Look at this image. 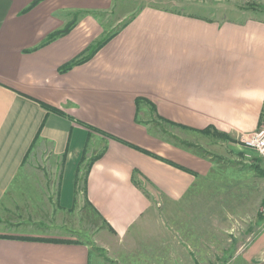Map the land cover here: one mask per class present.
<instances>
[{
	"label": "crops",
	"instance_id": "obj_1",
	"mask_svg": "<svg viewBox=\"0 0 264 264\" xmlns=\"http://www.w3.org/2000/svg\"><path fill=\"white\" fill-rule=\"evenodd\" d=\"M35 1L0 0V209L33 217L50 187L60 202L78 188L121 239L153 201L198 203L220 187L231 259L264 261V158L240 142L264 127V18L144 6L106 34L113 0ZM163 123L216 129L248 165L180 147ZM245 215L258 230L233 233ZM27 235L0 237V264H90L85 243Z\"/></svg>",
	"mask_w": 264,
	"mask_h": 264
},
{
	"label": "rangeland",
	"instance_id": "obj_2",
	"mask_svg": "<svg viewBox=\"0 0 264 264\" xmlns=\"http://www.w3.org/2000/svg\"><path fill=\"white\" fill-rule=\"evenodd\" d=\"M262 1L113 0L111 12L102 20L106 31H109L106 34H109L144 6L198 14L217 20L244 19L247 16L264 18ZM162 125L164 130L168 131V135L164 133L165 137L173 142H177V137L197 143L205 150L210 149L213 151L211 152L213 159L225 167L237 170L248 165L238 157L239 152L232 151L224 139L218 136L207 137L206 134L188 132L166 123ZM84 173L85 168L82 169L81 176ZM46 180L47 185L53 181L52 178ZM221 191L222 197L225 198L219 197ZM224 191L220 190V187H215L211 188L209 195L195 194L197 199L199 196L202 198L198 203L163 202L157 205V202L153 201L154 208L147 213L144 224L136 226L126 236L118 239L112 236L106 223L88 204L81 189L75 188L69 198L61 199L60 202V198L57 199L54 192L51 193L50 187L42 197L43 208L37 212L31 210L33 217H21L24 216L22 211L15 214L12 209L6 211L0 209L4 211L0 212V237L25 232L29 233L27 238H34V234H46L57 237L53 240L85 243L90 248V264H244L241 256L231 259V248L228 244L235 243L228 240L230 222L223 218L225 214L228 216L222 209V205L228 203ZM216 195L218 200L214 201L212 198ZM237 217L233 233L242 232L249 227L254 229V232L258 230L255 223L251 224L252 217L246 215L242 219H239L240 216ZM259 261L257 264H264V261Z\"/></svg>",
	"mask_w": 264,
	"mask_h": 264
},
{
	"label": "trees",
	"instance_id": "obj_3",
	"mask_svg": "<svg viewBox=\"0 0 264 264\" xmlns=\"http://www.w3.org/2000/svg\"><path fill=\"white\" fill-rule=\"evenodd\" d=\"M36 1H37V0H36ZM36 1L33 2L32 5L35 4ZM164 9H166V8H164ZM169 10H170V9H169ZM68 31H69V27H66V28L62 29L61 31H58V32L52 34L51 36H52V38H53V37H55V36H58V35H61V34H65V33L68 32ZM109 38H110V35H109V36H108V35H105V36H103L101 39H99L96 43H97V45H100V44L106 42L107 39H109ZM92 52H93L92 49L89 50V53H88L89 56H90V54H91ZM87 57H88V56H85V55L82 56V57H79L78 59H75V60L71 61L70 63H68V64L66 65L65 68H68L69 66L74 65V64L81 63V62L85 61V60L87 59ZM62 68H64V67H62ZM143 101H144L143 98H141V97H136V105H137V106H138L141 102H143ZM164 122L167 123V121H164ZM168 124H169V123H168ZM161 127H162L163 130L165 129L163 126H161ZM196 131L199 132V133H202V134H206V135H215V136H218V137H220V138H222V139L230 140V137H229L228 135H226V134H224V133H221V132L217 131L216 129H212V130H211L209 127H206V128L200 129V130H196ZM164 132H167V131L164 130ZM171 136L175 137V135H172V134H171ZM176 140H177V142H175L176 145H178V146H180V147H183V148H185V149L191 150L192 152H194V153H196V154H198V155L204 156V157H205V156H209V157L211 156V157H212V153H210L209 151L205 150L201 145H199V144H197V143H192V142H188V141H186V140H181V139H179V138H177V137H176ZM212 158H213V157H212ZM261 172L264 173V170L261 171ZM88 204H89V203H88ZM261 205L264 206V199H263ZM93 209H94V208H93ZM258 215H259V216H263V214H262L261 211L258 212ZM104 223H105V222H104Z\"/></svg>",
	"mask_w": 264,
	"mask_h": 264
},
{
	"label": "built area",
	"instance_id": "obj_4",
	"mask_svg": "<svg viewBox=\"0 0 264 264\" xmlns=\"http://www.w3.org/2000/svg\"><path fill=\"white\" fill-rule=\"evenodd\" d=\"M240 142L251 149H254L259 155L264 158V127H259L240 137ZM264 215V207L260 208Z\"/></svg>",
	"mask_w": 264,
	"mask_h": 264
}]
</instances>
